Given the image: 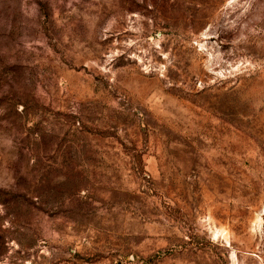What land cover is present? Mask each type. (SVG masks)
<instances>
[{"label": "rangeland", "instance_id": "rangeland-1", "mask_svg": "<svg viewBox=\"0 0 264 264\" xmlns=\"http://www.w3.org/2000/svg\"><path fill=\"white\" fill-rule=\"evenodd\" d=\"M0 264H264V0H0Z\"/></svg>", "mask_w": 264, "mask_h": 264}]
</instances>
